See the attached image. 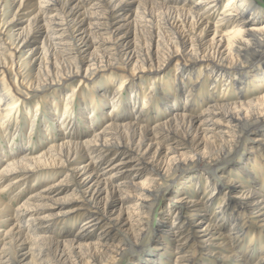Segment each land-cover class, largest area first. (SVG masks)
<instances>
[{
  "label": "bare ground",
  "instance_id": "bare-ground-1",
  "mask_svg": "<svg viewBox=\"0 0 264 264\" xmlns=\"http://www.w3.org/2000/svg\"><path fill=\"white\" fill-rule=\"evenodd\" d=\"M227 1L216 23H212L222 0H196L194 5L190 0H0V6L6 7L4 13L0 9V17L5 15L0 21V134L4 136L5 130H12L13 136L25 131L31 134L42 115L45 122L59 127L56 134L43 129L45 138L52 135L57 139L45 150L30 153L26 149L8 162L2 160L0 184L6 178L12 179L0 191V217L11 224L6 232H1L0 226V264H105L115 252L130 253L132 264H162L166 252L171 254L166 261L173 257V264H213L212 260L214 264H227L230 259L234 264H249L256 253V264H264V247L254 245L264 238V190L260 181L264 153H256L257 146L244 154L238 149L250 133H259L258 141L264 144V56L256 64L245 62L264 48V26L256 23L264 13L254 10L246 0ZM157 17L162 18V30L170 36L166 45L154 30L148 39L144 35ZM232 54L236 57L231 62ZM18 57L25 66L35 69L33 74L30 72L28 84L35 89L112 69L121 71L124 77H113V84L96 87L90 100L83 99L76 107L72 100L75 90L66 91L62 109L53 103L57 114L51 110V115L45 114L38 108L34 117L27 114L29 127L24 130L26 123L22 126L20 122L26 120L18 116L25 104L9 105L15 100L9 72L15 73L13 60ZM154 65L156 68L151 69ZM148 66V72L153 73L173 67V83L163 94L166 102L154 105L168 115L153 125L148 115L151 108L147 107L153 90L141 97L139 107L134 102L130 108L122 97L127 91L134 101L140 99L141 89L134 79L141 77L138 74ZM197 70L213 80L211 92H203L198 85L201 73ZM218 80L225 90L234 91V97H212ZM252 86L259 93L255 98L246 94ZM61 93L55 92L54 101ZM182 93L185 103L180 106ZM198 102L203 103L202 110L197 109ZM108 103L111 109L106 123L102 127L93 125L96 112ZM88 112L91 117L82 118ZM78 118L89 125L88 135L75 132ZM180 150L191 152L198 163L189 165ZM240 165L242 168L236 171L249 185L234 182L230 175H219ZM48 168L63 170L62 184L72 191L65 201L75 204L62 208L61 215L53 213L58 203L53 197L60 192L57 185L28 194L15 208L1 199L6 190H22L38 170ZM130 173H148V187L128 180ZM182 174L186 176L177 180L179 190L171 199L179 214L177 225L182 220L172 235H178V243L170 251L176 239L168 236L171 226L166 228L162 221L147 225L160 198L169 192L168 183ZM202 175L206 176L205 186L209 184V195L223 192V202L227 190L240 189L235 191L233 201L219 206V220L209 218L199 229L195 223L205 221L209 199L200 197V192L194 197L182 194L180 188L198 189ZM130 189L145 194L135 210L124 208ZM192 212V216L200 217L188 225ZM69 213L82 221L77 232L62 223ZM126 225L132 230L137 227L133 231L136 239L148 227L154 240L164 246L155 251L147 245L138 247L126 235L119 238L117 246H109L108 241ZM227 225L229 233L225 234L222 230ZM56 233L59 236H54ZM219 237L218 247L225 246L216 252L209 246ZM93 238L96 244L90 243ZM197 242L202 246L198 247ZM90 247L94 250L80 258V251Z\"/></svg>",
  "mask_w": 264,
  "mask_h": 264
},
{
  "label": "rangeland",
  "instance_id": "rangeland-1",
  "mask_svg": "<svg viewBox=\"0 0 264 264\" xmlns=\"http://www.w3.org/2000/svg\"><path fill=\"white\" fill-rule=\"evenodd\" d=\"M196 0H190V5H194ZM250 5H252V7L254 8V10H261L264 13V0H246ZM227 0H222L220 9L218 11V13L216 14V16L212 19V23H216V21L219 18V15L222 11V9L224 8V6L227 4ZM1 5V4H0ZM136 5H133V10L136 9ZM1 11L4 13V11H6V7H4V5L2 4V6H0ZM256 16H253L254 19H258L255 18ZM161 17H157L156 20L154 21L153 25L151 28L145 29L144 35L146 36V39H148L149 37V33L154 30L157 32V34L160 36H162V39L164 41V45H166L168 43V40L170 39L169 33L166 31V29L163 28L162 30V26H163V20ZM5 19V15H2V17H0V21H3ZM160 19V20H159ZM162 22V23H161ZM161 23V24H160ZM258 25L260 26H264V15L261 19H258L257 22ZM156 25V26H155ZM151 29V30H150ZM161 29V30H160ZM157 35V36H158ZM6 41L8 40L7 37L4 38ZM147 42V41H145ZM264 56V48H260L259 50H257L256 52L252 53L251 56L245 61L247 63H252V64H256L260 58H263ZM235 57L233 54L230 57V61H235ZM13 62H15L14 64V68H15V73L13 71L9 72V80H11V82H13V91H14V98L15 100L12 103H9V105H19L21 107H23V104H25V109L22 111H19V114H21L18 117L22 116V120H26V121H22L20 122L21 125L25 124V129H28V120L31 118L30 116L34 117L35 115V111L38 110V108L41 109V111H45V114H50L51 115V111H55V114H57L56 110L54 109L55 105L58 104V106L60 105L61 109L63 108L62 103L64 104L65 101V97L64 94L66 93V91L69 90H75V95L73 97V104L76 107L77 105H80L83 101V99H87L90 100L91 98V91L95 90L96 87H102L105 84H113L112 80L113 79H118L121 77H124V74L121 71H115V70H106L103 72H99L97 75L95 76H86V78H83L84 75L82 76H78V77H73V78H69L66 79L67 81L65 82H59V80L53 82V83H46V85L43 86V88L40 89H35L34 87H28V84L30 82V76L31 73L33 74L35 72V69H31L27 66H25L23 64V62L21 61V58H15L13 60ZM245 62L243 61V66H245ZM235 63V62H234ZM233 63V64H234ZM246 63V65H247ZM236 64V63H235ZM236 66H241L242 65H236ZM235 67V66H232ZM156 68V65H154L151 69ZM172 66L167 67V68H163L161 71L153 73L154 70L152 72H148V70L150 69L149 66L144 68L142 74H138L139 76L141 75V77L139 78H135L134 81L135 85L139 86L141 89V96L140 99L134 101L133 97L131 98L130 94L127 91L123 92L122 97L124 98V101H126L127 106L131 105V107L134 106V102L136 107H139L142 105V99L141 97H143V95H145V93H149L151 90H153V93L151 94V103H149V105L147 107L151 108L148 109V115L150 116V120L149 123L151 125H153L155 122L164 119L166 117V115H168V113L166 112H161V110H157V107L154 106L156 104L162 103V102H166V99L164 97L163 94H167L168 93V89L170 90L171 85H172ZM230 70H232L230 67L228 68ZM198 71V70H197ZM31 72V73H30ZM137 72V73H140ZM199 73H201L200 76V82H199V86L202 87L203 92H211L212 91V86L210 85V82L212 79L207 80V76H205V73L202 72V70L198 71ZM2 73V70L0 68V75ZM136 73V74H137ZM116 77V78H113ZM109 79L111 80V82H108ZM213 81V80H212ZM220 80L217 81L216 85V89L214 91V94L212 97H221V96H225L228 98H232L234 97V91H227L225 90V87H223L222 85L219 84ZM150 84H153V88L150 87ZM59 86H63L64 89H60ZM68 88V89H67ZM188 88V87H186ZM255 87H250L249 89H247L246 94L249 97L255 98L259 95V93L255 90ZM59 90L62 91L60 98L58 99H53V95L55 94V92ZM99 91V90H98ZM101 92V91H100ZM100 92H97L100 93ZM99 95V94H98ZM185 93H182V96L180 97V100H178V103L180 106H182L185 103V97H184ZM130 96V97H129ZM56 103V104H53ZM199 103V107L197 108L198 110H202L204 107H202L203 103L198 102ZM108 106H105L103 108L100 107V109H102V111L96 112V117L94 118L93 121V125L98 126V127H102L105 123H106V114L108 113V111H110V106L109 103L107 104ZM58 106H57V111H58ZM47 108V109H46ZM146 108V107H145ZM154 109V111H152ZM61 113V111H60ZM99 113V114H98ZM101 113V114H100ZM121 113V112H120ZM15 114H18V111H15ZM27 114L29 115L28 119L27 118ZM40 114V112L38 113ZM95 114V113H93ZM91 112L86 113L82 118L85 117H91ZM38 116V115H37ZM46 117L45 116H41L40 118H38L35 122V124L33 125L32 129H34L31 134H27L29 132H17L15 134V136H13L12 134V130H9L8 132L5 130L4 136H2V134H0V167L2 166V160L5 162H8L11 158H13V156H19L20 154L23 153L24 150L29 149L28 152L30 153H35V152H39L41 149H46L49 145L54 144L57 142V139H55L54 137L52 138V135H50L49 138H45V136H43V129L47 128V130L50 129V133L52 132L51 130H53V133L56 132L58 125H53L51 124L52 122L50 121H46ZM77 123L78 126L75 130L76 133H84V135H88L87 133V129H89V125H85L83 124L81 119H77ZM86 133V134H85ZM56 134V133H55ZM260 139V135L259 133H250L248 134V137L246 140H244L241 145H240V149L239 153L244 154L247 150H250L251 146H257L254 147L256 149V153L258 154H262L264 153V144H261V142H259L258 140ZM54 142V143H52ZM245 145V146H244ZM181 156L182 158H185L186 162L189 163V165H194L197 164V160L196 158H193L191 155V152L189 151H181ZM238 154V151L233 155V160L236 158ZM180 156V157H181ZM188 159V160H187ZM190 159V160H189ZM236 160V159H235ZM194 162L193 164H191L192 162ZM185 162V161H184ZM201 167V166H200ZM241 169L242 166H234L232 168H230V171H223L221 173H219V175H227V176H231L232 180L234 182H236L237 180L240 181L241 184H246L249 185L248 183H246V180L243 176H239V172H237V169ZM260 169L262 170V174L260 175V181H261V186L264 190V169H262L260 167ZM197 170H201V168H198ZM59 171V172H58ZM232 171V172H231ZM235 171V172H234ZM240 171V170H238ZM172 173V172H171ZM171 175V174H170ZM176 175V174H174ZM172 176V175H171ZM170 176V177H171ZM186 174H182V175H177L174 177L173 182L168 183V186L170 188L169 192L167 191V193L164 194V196H162L160 198V201L158 203V205L156 206L153 214L150 216L149 220L150 222L148 223L147 226H150L151 223H158L161 222V224L166 225V228H168L169 226H171L170 228H168V236H171L172 238H176L175 240H173L172 243V247H170V251H173V249L175 248V246L178 243V235L175 234V236L173 235V232L176 230V227H178L181 223V218H179V223L177 225V220L179 217V214L176 213V207L173 205V203L171 202V199L174 197L173 193H175V190L178 189L177 187V180L181 179L183 177H185ZM128 180H135L136 182H139V184H142V187L144 189H146L148 187L147 183H148V178L149 175L148 173L142 174V175H138L136 173H130L128 176ZM205 175H202V179L200 182V186L197 188H187V187H183L182 189L180 188V191L182 194L183 193H189L190 197H194L195 195H199L198 193L200 192V197L204 198V200H208L207 206H206V218L204 222H196L195 224L198 225L199 229L203 228L207 223H208V219L209 218H213V219H218L217 217V213L219 210V206L224 204H229L231 201H233V195L235 194V191L239 188H232L230 190L226 191V198H225V202H223V192L218 194L217 192L215 194H213L212 196L209 195V189H207L208 186H205L206 184V179H205ZM12 179L11 177L6 178L5 181H3L0 184V191L3 188V186H5V184ZM32 180V181H31ZM30 182L28 183V185L26 187H24L22 190H19V187H14L13 190H6L5 192H3L1 194V199L5 202L8 203L10 205V207L15 208L17 207L22 201H24L27 197L28 194H32V193H37L39 190H42L44 188L53 186V185H57L55 187H57L56 189H59L60 192L55 195L53 197L54 202H58L56 204V208L54 209L53 213L57 214V215H61L60 213H62L61 211L63 210L62 208H67L71 205H74L75 202H68L65 200H69V198L71 197L70 195H72V191L69 188V186H65L64 184H62L64 182V172L63 170H55L54 168H48V169H44V170H38L33 177L31 178ZM235 185V184H234ZM232 185V186H234ZM235 187V186H234ZM179 190V189H178ZM177 190V191H178ZM194 190V191H193ZM197 191V192H196ZM20 192V193H18ZM129 193H131L130 195V199L126 202L124 208H131L132 210H135V204L137 202H139L140 200H142V198H144L145 194L143 190L137 191L134 189H130ZM196 193V194H195ZM225 193V192H224ZM179 194V192L177 193ZM223 205V206H224ZM59 209V210H58ZM190 214V213H189ZM188 214V216H189ZM194 213L192 212L190 214V220H188V225H192L197 218H199L200 216H192ZM6 215V214H5ZM70 213L68 215L63 216L64 218L66 217V220L62 223H67L68 227H71V230L74 232L78 231V227L81 226V219L76 221V217L77 216H69ZM68 216V218H67ZM62 217L59 216V219H61ZM62 220H59V223H61ZM173 221V224L170 225V222ZM251 224V223H250ZM0 226H2L1 232L4 231L6 232L10 227L11 224L10 223H5L3 222V218L0 217ZM165 228V227H164ZM165 228V229H166ZM123 231L121 233H116L115 238H113L112 240L108 241V245L111 246H117L118 245V240L119 238H123V235H126L130 241L134 244L137 245L138 247H146L147 246H151L152 250L155 251V249H157V247H163L164 244H161V242L154 240L153 235L148 231V227L145 228L144 231H142L139 235V237H137V239L134 237L133 231L136 232L137 227L134 228L132 230V227H130L129 225L124 226ZM222 232H224L225 234L229 233V225H227L226 227L223 228ZM150 234V235H149ZM216 234H218V232H216ZM54 236H59L58 233L54 234ZM217 236V235H216ZM221 237L216 238L210 246L209 248L212 250H215L217 252H221V248L225 246V244L221 245L220 247H218L219 242H221ZM90 243H95L96 244V239L93 238L91 240H89ZM87 241V242H89ZM154 241V242H153ZM160 241H163L162 239ZM249 243V238L248 236L245 237L244 240V246L246 247ZM256 247L255 248H259V247H264V238H262L261 242H258L256 244H254ZM197 246L201 247L202 244L201 242H197ZM243 247V248H245ZM242 248V249H243ZM146 249V248H145ZM144 248L141 250H145ZM94 249L93 247H90V250H84L82 249V256H85L89 251L92 252ZM79 252V251H77ZM160 252V251H158ZM169 252V251H168ZM114 258L112 260L107 259L105 264H132V260L130 259V253L127 252H115L112 255ZM166 256L168 258V256L171 257V254H167L166 252ZM166 256H162V259L165 260V262H163L162 264H173V257L169 260L166 261ZM160 257V256H158ZM258 257L259 254H255L254 256H252L249 264H256L258 262ZM212 259V258H210ZM134 260V259H133ZM27 261H30V257L28 256ZM72 261V259L70 260ZM207 264V262H205ZM212 263L214 264V261L212 260ZM227 264H234V262L230 259L228 262H225ZM67 264H72V262H69ZM73 264H77V262H74ZM209 264V263H208ZM211 264V263H210Z\"/></svg>",
  "mask_w": 264,
  "mask_h": 264
}]
</instances>
